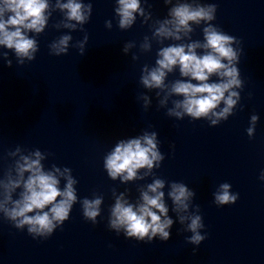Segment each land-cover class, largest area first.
I'll return each mask as SVG.
<instances>
[{"label":"clouds","instance_id":"9594fccd","mask_svg":"<svg viewBox=\"0 0 264 264\" xmlns=\"http://www.w3.org/2000/svg\"><path fill=\"white\" fill-rule=\"evenodd\" d=\"M170 5L167 17L156 19L150 26L152 39L160 47L156 52L155 63L145 64L141 69L140 84L148 90H158L156 95L165 93L160 100V106L167 103L170 96L174 107L169 108L167 115L182 120L185 116L192 120H207L210 126H216L234 115L241 99L240 91L244 87L238 64L242 54L241 41L229 35L216 26L217 5L201 3L200 0H163ZM58 10L62 19L53 25L56 29H69V34H63L48 47L54 56L66 55L72 31H84L92 15V4L84 0H0V46L12 50L17 58V64L33 61L39 51L35 38L42 34L48 26L53 11ZM118 18V27L128 30L136 23L137 16L144 18L143 23L151 18L146 15L141 0H116L114 8ZM203 25L202 40H193L195 27ZM105 26L112 28V22L106 21ZM33 34V35H30ZM187 40L188 42H183ZM88 36L77 41L74 47L82 56ZM165 41L173 43L164 46ZM237 45L238 47H234ZM135 42L124 45L125 54L135 47ZM142 52H150L152 45L145 36L140 44ZM8 67L12 60L8 52H0ZM133 60L139 59L133 55ZM179 71L178 79L166 82L169 74ZM143 107L147 109L150 100L141 94ZM259 117H250V126L246 129L249 138L255 134ZM157 132L145 131L142 135L119 140L114 148L104 157V169L108 177L121 183L144 180L152 176V182L139 189L140 197L135 203L130 202L125 193L117 195L113 190L114 204L109 209L108 227L117 235L123 232L125 238L141 242H152L170 239V229L174 223L169 216V205L165 200V186H168L167 197L170 199L171 210L176 213L181 224H186L184 231L191 232L185 239L187 243L199 246L206 239L202 235L203 218L199 214V206L189 212L191 200L195 192L182 182H166L154 176V169L159 168L164 155L158 148ZM12 160L0 177V215L18 230H27L34 239H47L57 228L70 217L73 206H81L85 220L97 223L101 215V205L104 198L94 195L93 198L80 199L77 195V179L69 167H59L52 164L49 168L42 163L49 153L39 149L27 151L17 146L8 152ZM145 170L142 175L140 170ZM264 180V171L261 172ZM64 184L61 187V181ZM214 203L224 206L236 203L239 194L231 192L229 183H222L213 193ZM195 251V249H194Z\"/></svg>","mask_w":264,"mask_h":264},{"label":"water","instance_id":"95a60500","mask_svg":"<svg viewBox=\"0 0 264 264\" xmlns=\"http://www.w3.org/2000/svg\"><path fill=\"white\" fill-rule=\"evenodd\" d=\"M92 4V15L84 31H72L73 40L70 42L66 55L54 56L50 54L49 45L63 34H69V29H56L53 25L63 17L58 10L53 11L45 31L36 36L39 51L36 57L63 65L84 73L106 78L109 80L142 87L140 84L141 69L145 64L154 65L156 52L160 45L152 39L151 25L156 19L167 17L170 5L163 0H141L146 15L151 13L146 23L144 18L137 16L136 23L128 30L118 27V18L114 8L116 0H84ZM201 3H215L217 5L216 20L213 23L229 35L241 41L242 54L237 65L240 70L244 87L240 91V101L264 102V0H200ZM54 5L55 0H50ZM106 21L112 22V28L105 26ZM195 27L193 40H202V27ZM85 34L88 41L85 44L84 55L74 47L77 41H82ZM33 35V34H30ZM145 36L149 37L152 45L150 52H142L140 44ZM135 42L127 54L123 52L124 45ZM183 42H188L187 40ZM173 43L165 41L164 46ZM234 47H238L234 45ZM133 55L139 57L133 60ZM179 71L169 74L166 82L178 79Z\"/></svg>","mask_w":264,"mask_h":264}]
</instances>
